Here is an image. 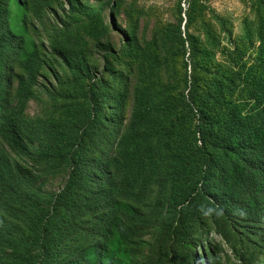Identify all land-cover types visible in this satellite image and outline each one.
<instances>
[{
  "label": "rangeland",
  "instance_id": "1",
  "mask_svg": "<svg viewBox=\"0 0 264 264\" xmlns=\"http://www.w3.org/2000/svg\"><path fill=\"white\" fill-rule=\"evenodd\" d=\"M8 1L0 264H264V0Z\"/></svg>",
  "mask_w": 264,
  "mask_h": 264
},
{
  "label": "trees",
  "instance_id": "2",
  "mask_svg": "<svg viewBox=\"0 0 264 264\" xmlns=\"http://www.w3.org/2000/svg\"><path fill=\"white\" fill-rule=\"evenodd\" d=\"M8 14L9 1L0 0V88H4V90L11 88L13 83V57L21 45V38L15 36L10 30L8 24ZM205 190H207V188ZM223 207V205H218V208ZM239 213L241 214V218L245 219V221L251 222L253 218L256 220V217L254 216L251 209L240 211ZM259 218L260 220L263 219L264 215H260ZM190 220L191 221L186 219L183 212L179 213L177 221L178 225L175 232L185 246L189 244L188 240L193 233L192 230L194 228V224H198L200 222V219L197 217V215ZM224 236L227 238L225 234ZM191 257L192 254H190V258ZM188 261L189 259L183 264H190ZM66 264H70V262Z\"/></svg>",
  "mask_w": 264,
  "mask_h": 264
}]
</instances>
